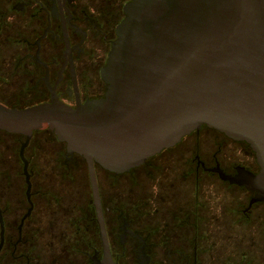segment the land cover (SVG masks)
<instances>
[{
	"label": "flooded vegetation",
	"instance_id": "af4514ba",
	"mask_svg": "<svg viewBox=\"0 0 264 264\" xmlns=\"http://www.w3.org/2000/svg\"><path fill=\"white\" fill-rule=\"evenodd\" d=\"M128 1L0 0V102L25 107L54 93L75 106L102 96L100 70ZM203 130L246 143L203 124L123 172L130 187L122 203L105 201L99 187L105 245L93 199L85 215L63 218L54 209L50 216L46 175L31 163L32 208L22 220L26 194L21 211L0 171V264H264V200L219 173L235 174L238 166L256 172L258 164L235 162L221 144L206 146ZM2 134L20 133L0 130V146L8 148ZM62 143L65 161L81 156L66 154Z\"/></svg>",
	"mask_w": 264,
	"mask_h": 264
},
{
	"label": "water",
	"instance_id": "95a60500",
	"mask_svg": "<svg viewBox=\"0 0 264 264\" xmlns=\"http://www.w3.org/2000/svg\"><path fill=\"white\" fill-rule=\"evenodd\" d=\"M124 14L100 70L102 96L75 106L54 93L25 107L0 102V130L24 135L22 220L32 208L24 149L42 129L84 158L104 245L96 165L123 173L203 124L250 146L258 170L220 177L264 200V0H129Z\"/></svg>",
	"mask_w": 264,
	"mask_h": 264
},
{
	"label": "rangeland",
	"instance_id": "374dc122",
	"mask_svg": "<svg viewBox=\"0 0 264 264\" xmlns=\"http://www.w3.org/2000/svg\"><path fill=\"white\" fill-rule=\"evenodd\" d=\"M201 133L206 146L216 149L221 144L224 150L230 151L229 154L233 155L235 162H245L254 166V154L246 143L233 144L229 141L225 142L221 134L214 130H203ZM43 135H47V133L44 134L43 132L35 136L33 145L27 149L25 155L33 157L31 163L41 166L40 171H44L46 175L45 182L48 183L47 186L49 185L51 192L47 212L51 216L54 209H56L58 211L57 215L63 218L67 217L72 211L84 215L90 213L93 211L92 193L84 158L75 156L71 160L65 161L64 145L53 138H45ZM1 137L5 143L9 142L8 148L3 143L0 146L1 179L6 185L12 184L14 189H9V194L13 195L12 202L25 210V204H27L25 198L26 183L22 173L23 163L19 156V141L21 138L19 139L17 136L12 138L5 134H2ZM193 138L195 137L190 136V139ZM186 139H189V137ZM181 146L182 144L179 148ZM33 147L36 149L34 152H32ZM96 175L102 198L107 202L110 198H114L116 202L122 203L124 197L129 193L128 174L114 175L111 171L96 165ZM134 184L137 189L134 192L138 193L140 182ZM222 219L224 224L229 221V218H225L223 215Z\"/></svg>",
	"mask_w": 264,
	"mask_h": 264
},
{
	"label": "trees",
	"instance_id": "16d2710c",
	"mask_svg": "<svg viewBox=\"0 0 264 264\" xmlns=\"http://www.w3.org/2000/svg\"><path fill=\"white\" fill-rule=\"evenodd\" d=\"M44 132V134L45 133H47V135H44L46 138H53L54 140H56L57 142H59V143H62V142H60V141H58L57 140V138H56V136L54 135V133L51 131V130H49V129H45V130H41V131H37V132H34V136H33V138L31 139V141L29 142V144L25 147V149H24V155L26 154V152H27V149L29 148V147H31L32 145H33V140H34V138H35V136L37 135V134H41V133H43ZM16 136L17 137H19V139H20V141H19V149H20V145H21V142L24 140V136L23 135H20V134H16ZM63 144V143H62ZM64 145V144H63ZM33 150V149H32ZM34 150H36L35 148H34ZM65 152V149L63 150V153ZM20 156V155H19ZM25 157L28 159V166L29 165H31V156H28V155H25ZM79 157H82V156H79ZM23 163V162H22ZM22 173H23V166H22ZM23 175H24V173H23ZM24 177H25V175H24ZM26 183V182H25ZM26 205L27 204H25V207H26ZM21 209V208H20ZM21 211H24V210H22L21 209Z\"/></svg>",
	"mask_w": 264,
	"mask_h": 264
}]
</instances>
